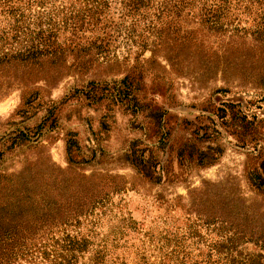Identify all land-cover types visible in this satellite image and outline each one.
<instances>
[{
	"label": "rangeland",
	"instance_id": "374dc122",
	"mask_svg": "<svg viewBox=\"0 0 264 264\" xmlns=\"http://www.w3.org/2000/svg\"><path fill=\"white\" fill-rule=\"evenodd\" d=\"M98 2L97 16L73 19ZM231 3L216 18L206 16L218 21L211 27L198 9L177 16L133 11L127 0H0V34L9 32L0 46L13 51L49 38L64 52L46 55L30 80L13 78L9 69L10 78L0 83V235L37 220H69L65 231H37L39 244L55 251L52 238L70 234L90 242L78 264H88L99 245L109 264H176L166 254L180 241L198 254L188 239L192 229L205 238L219 233L207 220L220 217L231 228L252 212L258 220L249 231L264 228V192L249 179L264 160V121L253 131L235 129L230 110L226 118L218 110L231 103L264 120V60L249 53L264 19L244 10L248 0ZM218 37L234 41L226 55L203 47L219 45ZM127 76L135 81L130 98H111L125 89ZM92 82L95 99L88 94ZM69 134L80 145L76 163L67 152ZM137 140L161 145L158 153L178 180L156 184L139 173L127 158ZM184 144L190 158L181 165ZM217 148L218 160L200 167L198 150ZM90 196L102 207L77 223L73 208ZM256 242L243 246V256L264 264V240ZM35 255L31 264H48Z\"/></svg>",
	"mask_w": 264,
	"mask_h": 264
},
{
	"label": "trees",
	"instance_id": "16d2710c",
	"mask_svg": "<svg viewBox=\"0 0 264 264\" xmlns=\"http://www.w3.org/2000/svg\"><path fill=\"white\" fill-rule=\"evenodd\" d=\"M231 2L232 0H127V3L132 7L133 11H138L140 9H155V11L160 13L174 12L177 16H180L184 13H190L199 10L202 12L201 15L205 16V19L202 17L200 18L201 21L203 20L211 24V27L212 25L215 27V25L218 24V21L215 19L211 20L209 17H207L206 20V16L213 15V17L216 18L218 15H221L224 11L230 8V5L232 4ZM100 6L101 3L99 2L92 7L86 6L88 15L78 14L73 19H75L77 23L83 22L87 19H92L97 16L98 12L96 11ZM251 9H255L258 13L262 14L264 19V0H248L244 10ZM169 23H172V21ZM262 24L264 26V21ZM13 31L16 35L21 34L18 29H14ZM213 31H216V28H213ZM8 34V31H3L0 34V41L2 43L8 39ZM252 35L253 42L250 43L251 47L249 53H254V58H258V61H263L264 27L253 32ZM227 38L232 40L231 37ZM219 40H221L219 45H214V43L213 45L209 44L203 47L212 48L217 46L216 51L222 53V55H226L228 52H230V48L233 46L234 41L227 42L221 38H219ZM56 46L57 47L50 43L49 38H45L37 42L32 41V44L24 46L22 49H16L13 51H7L5 45L2 44V46H0V83H5L7 78H10L8 75L9 69L13 71V78H27L30 80V78L34 76L30 75V71H32L42 59L47 58L46 55L64 53L61 46ZM216 51L214 53H217ZM248 60L249 59L246 57L244 61ZM20 69H23V73H27V75L20 76L18 73V70ZM122 83L125 86V89L118 90L117 95L114 93L110 94L111 98H130L135 81L133 78L131 79L130 76H127L122 80ZM88 87V94H90V97L93 99L97 98V93L95 89H93L95 84L92 82L88 85ZM32 95L33 94H31V96ZM223 106L226 107L218 109L223 113L220 117L226 118L227 111L230 110L231 113L229 114V117L231 122L230 126L232 128H242L244 130H249L251 128L257 129L262 127L259 124L264 121L263 119L255 116H252V119H250V117L243 110L237 109L235 104L224 103ZM254 129L251 130L253 131ZM159 133L161 134L159 141L162 142L161 144L164 146L163 140L165 139V135L161 132V129L159 130ZM259 140L260 139H256V141ZM242 141L247 142L245 139ZM66 143L70 161L72 163H76L73 159V153L74 151L80 150V145L76 139V135L69 134V138ZM159 148H161V145L157 147H150L145 145L142 141L137 140L131 144L130 151L127 154L128 161L139 171V173L156 184H161L164 180L167 182L178 180V174L171 170L169 164L165 165L163 163L164 161L158 153ZM188 149L189 147L187 144L180 146L178 149L181 165H184L186 159L190 158L187 155ZM221 152L222 151L218 148L216 151L213 149L204 151L198 150L196 157L198 165L200 167L212 165L218 160V156ZM249 179L257 191L264 192V160L260 163L258 169L256 168V170H253L250 173ZM97 200V197L90 196L86 203L76 204L71 213V215L77 217V219L74 220L77 221V223H80L79 218L82 217L83 214L87 215L94 211L93 209L99 206L102 207V204H100L101 202H98ZM85 209L87 210L84 213ZM257 220L258 217L252 212L250 216H243L241 218V223L238 225H233L231 228H227V224H230V222L221 219L220 217H218V220H207L208 222L205 221L204 225H206L207 228L213 226V228L217 229L219 233L215 234V237L213 238H205V236H202L198 233V227H196L197 229H192L188 239H192V248L194 245L197 246L198 254L194 255L193 249L188 250L186 244H184L183 241H180V243L178 242L177 249L172 250L170 254H166V257L168 258V261H174L176 264H262L259 257L243 256V252L241 250L244 245L251 243L254 239H256L257 242L261 241L262 239L264 240V228L258 224L252 227V231H249L253 223L257 222ZM224 222H226L225 225H223ZM70 224L71 223L69 220H59L55 223H50L46 220H37V222L30 223L29 227H26L19 233L15 231H7L1 234L0 264H13L20 260L31 264L33 263L32 259L38 258V256L35 254H42L48 264H78L79 254H87V252L89 253L90 242L87 238H80L76 235L74 236L70 234H65L62 237V240L59 239L60 241H58V239L52 238V240L55 241V245H58L59 248L55 251L49 250V248H47L48 246L45 247L46 244H39V241L42 242L43 237L38 235L37 231L45 229L51 230L53 228H63L65 231L67 230L66 227ZM240 226L246 228L247 230L242 229ZM196 238L197 240H195ZM208 239L211 240V243L207 245V249H205L204 246L206 245L205 243ZM257 245H259V243H257ZM108 255L109 253L106 250L105 245H99V247L95 249L94 254L89 259L88 264H109L107 260ZM145 264H147V262H145Z\"/></svg>",
	"mask_w": 264,
	"mask_h": 264
}]
</instances>
